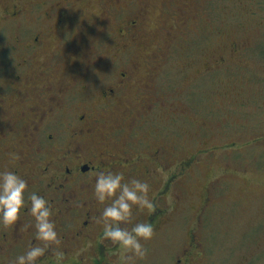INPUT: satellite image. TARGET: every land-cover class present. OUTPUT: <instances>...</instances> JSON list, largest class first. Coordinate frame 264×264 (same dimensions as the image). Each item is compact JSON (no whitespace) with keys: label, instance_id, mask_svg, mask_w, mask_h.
I'll use <instances>...</instances> for the list:
<instances>
[{"label":"rangeland","instance_id":"obj_1","mask_svg":"<svg viewBox=\"0 0 264 264\" xmlns=\"http://www.w3.org/2000/svg\"><path fill=\"white\" fill-rule=\"evenodd\" d=\"M53 2L60 5L51 16L38 19ZM22 6L20 24L66 30L70 44H92L114 65L113 72L129 60L138 61L137 78L153 76L146 95L128 87L113 111L100 98L109 73L93 69L89 83L80 70L72 71L79 80L72 112L78 104L81 110L90 105L93 113L104 115V124L120 125L121 139L132 134L145 139L151 147L141 146V153L163 146L171 171L180 160L200 159L171 187L180 200L168 199L176 205L145 241L148 254L137 264H170L195 229L198 251L205 255L202 264H241L245 257L247 264H264V0H78L71 6L64 0H22ZM1 10L0 3V38L11 42L17 21L3 19ZM142 11L135 38L121 37L119 29ZM233 44L239 45L237 51ZM67 61L74 68L83 65L81 54L69 61L64 51L53 64L61 69ZM153 100V112L141 115ZM135 177L148 180L141 173ZM166 177L159 171L155 181H148L157 188ZM215 181L217 204L199 224Z\"/></svg>","mask_w":264,"mask_h":264},{"label":"flooded vegetation","instance_id":"obj_2","mask_svg":"<svg viewBox=\"0 0 264 264\" xmlns=\"http://www.w3.org/2000/svg\"><path fill=\"white\" fill-rule=\"evenodd\" d=\"M74 1L78 0H64V3L71 6ZM0 3L3 19L17 21L12 41L0 38V169L18 171L28 179L29 191H38L50 200L61 238L60 244L53 247L64 252L63 258H57L49 249L38 264H115L120 250L102 237V226L96 222L102 208L93 194L96 171L101 168L123 171L126 178L141 173L150 181L156 180L159 171H165L167 177L160 187L155 188L151 183L158 207L153 212L134 209L136 220L151 222L157 231L180 200V194L171 187L200 159L196 155L180 160L171 171V159L163 146L157 145L141 153V146L151 147L145 139L135 138L133 134L130 139H121L120 125L104 124V115L93 113L90 105L83 104L81 110L78 104L72 112L70 107L78 101L75 89L79 85L72 71L80 70L87 81L93 69L102 68L109 73L100 98L102 106L113 111L119 109L128 87L136 86L139 97L146 95L153 76L137 78L138 61L129 60L119 64V69L113 72L114 65L105 55L96 52L92 44L82 47L70 44L65 38L66 30L59 32L57 27L34 28L30 23L20 24L25 12L22 0ZM58 5L59 2H53L45 10L41 9L38 19L50 17ZM143 16L142 11L127 20L119 29L120 36L135 38ZM63 19L62 15L59 23ZM238 49L239 45L233 44V50ZM61 51L69 61L81 54L83 65L74 68L67 61L63 68L56 69L53 61ZM156 57L159 56L151 57L150 62ZM220 60L223 61L220 58L216 62ZM154 100L145 105L141 115L153 112L157 104ZM234 144L225 147L232 148ZM145 161L148 164L143 167ZM218 185L215 181L208 189L199 224L204 212L217 204L215 187ZM173 195L174 199L170 200L176 204L168 201ZM32 219L31 214L25 212L16 226L0 227V264H10L35 243L33 230L24 227ZM200 248L195 229L170 264H202L205 255L198 251ZM241 264H247L246 257Z\"/></svg>","mask_w":264,"mask_h":264},{"label":"clouds","instance_id":"obj_3","mask_svg":"<svg viewBox=\"0 0 264 264\" xmlns=\"http://www.w3.org/2000/svg\"><path fill=\"white\" fill-rule=\"evenodd\" d=\"M29 181L11 168L0 169V227L16 226L25 212L33 218L25 228L33 230L35 243L18 254L10 264H38L52 249L57 258L64 252L50 200L38 191H29ZM93 194L102 205L96 222L102 226V237L120 250V264H137L148 254L145 241L155 236L154 225L136 220L134 209L153 212L158 207L152 185L146 179L126 178L123 171L98 169Z\"/></svg>","mask_w":264,"mask_h":264}]
</instances>
